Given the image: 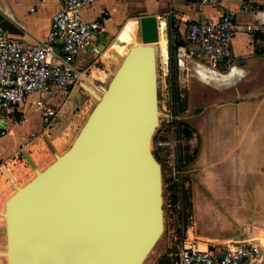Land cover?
I'll use <instances>...</instances> for the list:
<instances>
[{
  "label": "crops",
  "instance_id": "1",
  "mask_svg": "<svg viewBox=\"0 0 264 264\" xmlns=\"http://www.w3.org/2000/svg\"><path fill=\"white\" fill-rule=\"evenodd\" d=\"M197 1L95 0L84 7L83 17L102 20L105 31L93 38V49L76 56L74 64L81 71V79L50 99L59 108V115L48 132L56 134L58 139L70 140L64 136L66 131L77 128L94 99L81 83L92 89L96 82L105 86L121 61L114 45L122 27L130 19L144 15L156 17L157 62L163 69L162 106L169 107L166 93L172 96L175 70V86L187 101L180 120L195 134L196 153L185 172L190 188L189 217L182 223L177 215V228L167 227L161 252L153 264L169 256L168 248L176 237L174 231L207 249L227 241L252 242L248 238L247 189L249 179L263 172L264 96L257 100L252 97L264 91V32L245 31L242 24L251 21L252 16H237L231 42L235 67L230 71L205 56L184 54L180 48L190 21L201 16L218 18L227 9H238L244 0H217L201 9ZM250 1L264 4V0ZM59 8L60 0H0V26L15 39L43 40L51 17ZM227 72L233 74L231 79L222 76ZM30 100L0 113L3 141L0 147H6L0 148V153L8 150L7 146L11 147L15 140L27 141L29 136H37L41 131L40 111ZM13 114L19 115V121L11 117ZM36 115L38 122L34 119ZM10 160L16 162L15 158ZM263 258L264 251L259 261Z\"/></svg>",
  "mask_w": 264,
  "mask_h": 264
},
{
  "label": "water",
  "instance_id": "2",
  "mask_svg": "<svg viewBox=\"0 0 264 264\" xmlns=\"http://www.w3.org/2000/svg\"><path fill=\"white\" fill-rule=\"evenodd\" d=\"M137 39L69 147L5 200L6 264H141L164 229L162 169L152 141L159 125L154 15L136 20ZM264 91L252 97L261 99ZM259 160V159H258ZM249 179L247 213L263 211V172ZM261 206V212L256 208ZM261 219V218H260ZM260 257L264 251L260 241Z\"/></svg>",
  "mask_w": 264,
  "mask_h": 264
},
{
  "label": "built area",
  "instance_id": "3",
  "mask_svg": "<svg viewBox=\"0 0 264 264\" xmlns=\"http://www.w3.org/2000/svg\"><path fill=\"white\" fill-rule=\"evenodd\" d=\"M94 1L60 0V8L52 15L43 40L30 42L15 39L0 26V113L17 108L32 98L30 102L40 111L43 128L53 126L59 108L50 99L58 91L81 79V71L74 64L76 56L93 49V38L105 31L102 20L83 17V8ZM216 2L198 0L197 7L201 9L205 4ZM240 14L252 16L251 21L242 24L245 31L264 32V4L244 0L238 9H227L218 18L201 16L190 21L180 50L188 55L205 56L213 64L232 70L235 62L231 42L236 30V18ZM94 86L101 94L104 85L96 82ZM166 96L170 104L166 108L162 106L165 125L154 145L166 150L165 157L171 165L172 176L178 179L184 162L183 147L188 145L190 151L195 148L196 137L190 133L185 138L183 125L179 123L181 117L174 108L171 93H166ZM168 129L172 136L163 139V132ZM179 209L177 203L176 210ZM178 241L172 264H256L260 259L259 246L253 242L228 241L207 249L198 247L183 236Z\"/></svg>",
  "mask_w": 264,
  "mask_h": 264
},
{
  "label": "rangeland",
  "instance_id": "4",
  "mask_svg": "<svg viewBox=\"0 0 264 264\" xmlns=\"http://www.w3.org/2000/svg\"><path fill=\"white\" fill-rule=\"evenodd\" d=\"M162 71L163 69H162L161 64L157 62V81L160 86L158 88V101H159L158 105H159V111L161 110V113L159 112V125L157 126L154 132V135H153L152 149L158 161L160 162L161 169H162L164 229L160 237L158 238L154 246L151 248V250L148 252V254L146 255L145 259L143 260L141 264H153V262L156 260L157 256L161 252V244L163 243L164 237L167 233V227L170 225L172 229H176L178 226L177 221H176V217H177L176 207H174L169 200V195L171 192L168 190V185L170 184L169 178L172 176L171 165L166 160V157H165L166 150L158 149L154 145V141L158 137L159 138L161 137L160 131L163 130L164 125H165L164 122L162 121V110H163L162 109L163 94H162V88H161L162 86L161 81L163 78ZM111 76L109 77V79L111 78ZM211 77L215 79L216 76L212 74ZM218 78H221V77H218ZM109 79H107V83ZM95 103H96V99L94 98L92 99L87 110H85L86 112L84 114V118L81 120V122L78 124L75 130L70 129L66 131V134L64 136L70 137V140H65L62 137L58 139L57 136H55L56 134L52 135L51 133L48 132L49 131L48 129H44L42 126V129L37 134V136L36 135L29 136L27 141L17 139L15 140L14 144L11 147L7 146L8 150H5L4 153L3 152L0 153V210L1 211L3 210L4 200L15 190V187L11 184L10 180L7 179L6 174H4V171L2 170L3 166H5L12 173V175L15 177L19 185L24 184L27 180H29L34 175V170L29 164V162L27 161V159L25 158V156L23 155V150L29 153L31 159L33 160V162L37 165L39 169H43L47 164H49L54 159L53 152L47 146L43 138V135L49 139L51 144L54 146L56 152H58L59 154L62 153L71 144L72 140L78 133L80 127L86 120L88 114L92 110ZM11 117H13L14 120L16 121H19L20 119L19 115L17 114H13V116L11 115ZM37 118L38 116L36 115L34 117L35 122H38ZM14 123L15 121H13V124ZM44 130L46 132L43 133ZM164 132H163L164 137H162L163 139L166 138V136L167 137L172 136L170 129L166 130L165 133ZM0 134H2V131H0ZM48 134H50V136ZM2 142H3L2 139H0V145L3 144ZM0 148L6 149V147H3V146H1ZM10 158H15L16 162H13L12 160H10ZM263 201L264 200H262L261 202ZM262 205H264V202L262 203ZM256 210H257V213L261 212V206L257 207ZM263 211H264V208H263ZM251 215H252L251 213H248V222H247V226L249 230L248 238L250 241L257 240V241H260L261 243H264V212L257 215L256 218ZM174 233L176 237L173 243L171 244V247L168 248L169 256H167L169 260H171L172 258V263L174 262L176 258V252L178 250V245H179L178 238L180 237L178 231L177 232L174 231ZM2 250H5V222H4L3 216L0 215V251ZM0 264H6V259H5V256L3 255H0ZM258 264H264V258L261 261H259Z\"/></svg>",
  "mask_w": 264,
  "mask_h": 264
},
{
  "label": "trees",
  "instance_id": "5",
  "mask_svg": "<svg viewBox=\"0 0 264 264\" xmlns=\"http://www.w3.org/2000/svg\"><path fill=\"white\" fill-rule=\"evenodd\" d=\"M176 71L173 70L172 74V99L174 101V108L177 113H182L185 111L187 108V101L185 98H182L175 86L176 82ZM183 125L182 132L185 136V138H188L190 136V129L185 123L179 122ZM185 149V154H184V162L182 163V172L179 175L178 179H174L173 176L169 178L170 184L168 185V190L171 192L169 195V200L171 204L176 207L177 203L180 205L179 211L176 210L178 219L184 223L185 220L189 217L190 214V207H191V202H190V188L186 184L188 181V178L185 174L186 172V166L187 164L193 159L196 153V149H192L191 151L189 150L188 145H184L183 147ZM155 154V153H154ZM156 156V155H155ZM157 158V157H156ZM159 264H172L171 260L168 259L166 256L165 258L161 259Z\"/></svg>",
  "mask_w": 264,
  "mask_h": 264
},
{
  "label": "bare ground",
  "instance_id": "6",
  "mask_svg": "<svg viewBox=\"0 0 264 264\" xmlns=\"http://www.w3.org/2000/svg\"><path fill=\"white\" fill-rule=\"evenodd\" d=\"M136 39H137V24H136V20L130 19L122 27V29H121V31L119 33V36H118V41L114 45L115 50L117 51L118 55L122 56L123 54H125L126 51H127V46L126 45L127 44H135ZM158 41H159V39H158ZM158 41L155 43L156 48H157ZM92 90L97 92L95 90V88H93ZM53 143H55V142H53ZM2 170L4 171V174H6L7 179L10 180L11 184L15 187V185L18 184V183H17V180L15 179V177L12 175V173L5 166H3ZM1 216H3V215H1ZM3 218H4V216H3ZM261 244H262L261 246H264V243H261Z\"/></svg>",
  "mask_w": 264,
  "mask_h": 264
},
{
  "label": "flooded vegetation",
  "instance_id": "7",
  "mask_svg": "<svg viewBox=\"0 0 264 264\" xmlns=\"http://www.w3.org/2000/svg\"><path fill=\"white\" fill-rule=\"evenodd\" d=\"M222 76H224V78L231 79V78L233 77V74H232V73H229V72H227V74H226V75H222ZM222 76H221V77H222Z\"/></svg>",
  "mask_w": 264,
  "mask_h": 264
}]
</instances>
